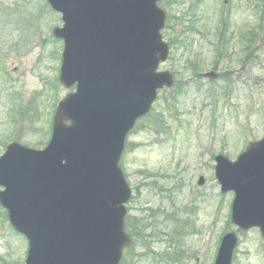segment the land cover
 <instances>
[{"label": "rangeland", "instance_id": "rangeland-1", "mask_svg": "<svg viewBox=\"0 0 264 264\" xmlns=\"http://www.w3.org/2000/svg\"><path fill=\"white\" fill-rule=\"evenodd\" d=\"M159 7L170 53L158 70L187 83L178 95L160 91L127 138L120 166L132 191L125 229L134 242L120 264H213L228 232L238 237L232 264H264L259 231L230 223L233 195L221 194L214 176L215 156L233 162L264 138V0ZM55 27L61 16L45 0H0V156L11 142L44 149L57 102L74 92L57 82ZM210 71L218 78H204ZM26 252L0 209V264H25Z\"/></svg>", "mask_w": 264, "mask_h": 264}, {"label": "water", "instance_id": "water-1", "mask_svg": "<svg viewBox=\"0 0 264 264\" xmlns=\"http://www.w3.org/2000/svg\"><path fill=\"white\" fill-rule=\"evenodd\" d=\"M160 1L46 0L63 23L52 31L63 42L58 83L75 92L58 102L44 150L11 143L0 157V206L27 241L25 264H119L131 244L119 161L157 91L173 85L157 72L169 55ZM215 162L221 193H234L231 223L264 239V139ZM236 245L224 235L214 264H231Z\"/></svg>", "mask_w": 264, "mask_h": 264}, {"label": "trees", "instance_id": "trees-1", "mask_svg": "<svg viewBox=\"0 0 264 264\" xmlns=\"http://www.w3.org/2000/svg\"><path fill=\"white\" fill-rule=\"evenodd\" d=\"M179 90H180V88H178V90L176 91V93L179 92ZM176 93H175V94H176Z\"/></svg>", "mask_w": 264, "mask_h": 264}]
</instances>
